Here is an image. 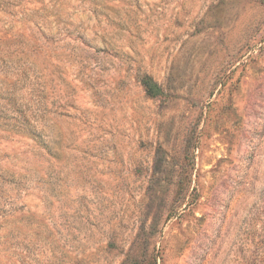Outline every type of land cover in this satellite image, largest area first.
<instances>
[{
  "label": "rangeland",
  "instance_id": "1",
  "mask_svg": "<svg viewBox=\"0 0 264 264\" xmlns=\"http://www.w3.org/2000/svg\"><path fill=\"white\" fill-rule=\"evenodd\" d=\"M0 264H264V0H0Z\"/></svg>",
  "mask_w": 264,
  "mask_h": 264
},
{
  "label": "trees",
  "instance_id": "2",
  "mask_svg": "<svg viewBox=\"0 0 264 264\" xmlns=\"http://www.w3.org/2000/svg\"><path fill=\"white\" fill-rule=\"evenodd\" d=\"M140 81L148 96L157 97L163 94L162 87L151 76L142 75Z\"/></svg>",
  "mask_w": 264,
  "mask_h": 264
}]
</instances>
